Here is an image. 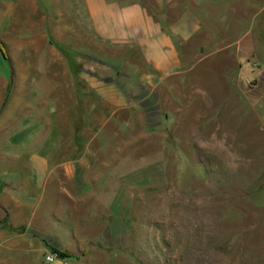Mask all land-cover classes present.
I'll return each mask as SVG.
<instances>
[{
	"label": "rangeland",
	"instance_id": "obj_1",
	"mask_svg": "<svg viewBox=\"0 0 264 264\" xmlns=\"http://www.w3.org/2000/svg\"><path fill=\"white\" fill-rule=\"evenodd\" d=\"M187 1L208 16L153 87L83 0H0V153L61 166L30 225L52 263L264 264V0Z\"/></svg>",
	"mask_w": 264,
	"mask_h": 264
},
{
	"label": "crops",
	"instance_id": "obj_2",
	"mask_svg": "<svg viewBox=\"0 0 264 264\" xmlns=\"http://www.w3.org/2000/svg\"><path fill=\"white\" fill-rule=\"evenodd\" d=\"M83 4L92 34L105 45L117 48V52L123 50L126 56L138 57L149 71L142 80L149 81L153 77V87L159 78L179 71L182 65L179 46L200 31L199 18L205 16L201 14V3L187 0L180 4L173 0H83ZM205 8L215 10L210 6ZM7 80L2 70L0 100ZM62 80L61 75L46 73L45 82L53 85H46L38 92L60 97ZM88 86L93 88L91 84ZM70 87V96H76V89ZM14 154L11 157L0 153V165L16 162L10 164L13 171L5 172L0 167V264H47L44 259L47 248L39 243L37 231L31 233L30 225L36 206L34 199L41 197L49 186L61 188V166L50 167L44 156L33 155L26 162ZM64 171L70 177L73 169L68 167Z\"/></svg>",
	"mask_w": 264,
	"mask_h": 264
},
{
	"label": "trees",
	"instance_id": "obj_3",
	"mask_svg": "<svg viewBox=\"0 0 264 264\" xmlns=\"http://www.w3.org/2000/svg\"><path fill=\"white\" fill-rule=\"evenodd\" d=\"M0 52L2 53L3 57L6 58V55H5V52L3 50V47L1 45V42H0ZM57 256H59V258H67L69 257L68 253L67 252H60V251H55Z\"/></svg>",
	"mask_w": 264,
	"mask_h": 264
},
{
	"label": "built area",
	"instance_id": "obj_4",
	"mask_svg": "<svg viewBox=\"0 0 264 264\" xmlns=\"http://www.w3.org/2000/svg\"><path fill=\"white\" fill-rule=\"evenodd\" d=\"M45 261H46L47 264H50V263H52L54 261V257L51 256V255H48V256L45 257Z\"/></svg>",
	"mask_w": 264,
	"mask_h": 264
}]
</instances>
